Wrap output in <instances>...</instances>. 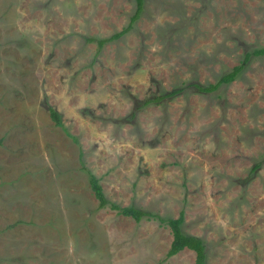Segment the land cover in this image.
Segmentation results:
<instances>
[{"label":"rangeland","instance_id":"374dc122","mask_svg":"<svg viewBox=\"0 0 264 264\" xmlns=\"http://www.w3.org/2000/svg\"><path fill=\"white\" fill-rule=\"evenodd\" d=\"M134 7L0 0V264H194L158 220L99 208L87 170L120 206L183 210L207 264H264V0H144L99 50Z\"/></svg>","mask_w":264,"mask_h":264},{"label":"trees","instance_id":"16d2710c","mask_svg":"<svg viewBox=\"0 0 264 264\" xmlns=\"http://www.w3.org/2000/svg\"><path fill=\"white\" fill-rule=\"evenodd\" d=\"M134 4H135L134 11L129 17V21L127 25L124 28H122L120 31L115 32L108 37L99 39L97 41L99 50L103 47L104 44L110 41L119 39L125 33L129 32L132 29L134 23L139 19L143 11L144 0H134ZM253 54H256V55L264 54V49L256 50L253 52ZM250 56L251 55L249 53H246L243 60L238 65L230 69L223 76H221L220 79L216 83L209 84L207 86H200V85H194V86L199 91L210 93L216 90L220 85H224V84H227L233 81L238 76V74L243 70ZM176 92H179V91L168 92L160 96H156V97L144 100L141 106H145L150 103H159L163 101L164 99H167L171 97L172 95L176 94ZM48 110H49L50 119L53 121V123L56 126L65 130L66 133L69 136H71V138L75 142H77V138L74 135L70 134L68 130L66 129L62 121L61 114L54 107H51V106L48 107ZM87 172H88V182H89V185H90V188H91V191L94 197L98 201L99 208H102L108 205L112 209H115L117 213L123 216L131 217L137 222H139L143 217L154 218L158 220L161 224L166 225L170 229L171 234H172V240L170 242L169 249L167 250L166 257L173 256L177 254L178 252L182 251L184 248H188L195 253L194 264H207L205 243L202 241L201 238L195 235L186 234L181 229V225L184 222V211L183 210L179 212L177 217L162 218L157 214L143 210L134 205L120 206L114 202L109 201L106 198L104 191H103V187L100 184L98 177L94 173H92L90 170H87Z\"/></svg>","mask_w":264,"mask_h":264}]
</instances>
